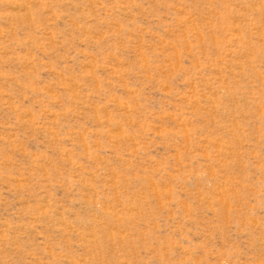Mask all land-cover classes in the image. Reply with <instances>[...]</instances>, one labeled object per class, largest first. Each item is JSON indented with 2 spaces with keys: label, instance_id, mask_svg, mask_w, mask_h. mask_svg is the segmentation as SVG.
<instances>
[{
  "label": "rangeland",
  "instance_id": "rangeland-1",
  "mask_svg": "<svg viewBox=\"0 0 264 264\" xmlns=\"http://www.w3.org/2000/svg\"><path fill=\"white\" fill-rule=\"evenodd\" d=\"M0 264H264V0H0Z\"/></svg>",
  "mask_w": 264,
  "mask_h": 264
}]
</instances>
